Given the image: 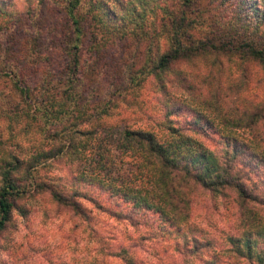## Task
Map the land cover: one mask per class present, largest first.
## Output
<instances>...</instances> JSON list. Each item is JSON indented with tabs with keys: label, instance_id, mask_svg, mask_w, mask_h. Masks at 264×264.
<instances>
[{
	"label": "trees",
	"instance_id": "1",
	"mask_svg": "<svg viewBox=\"0 0 264 264\" xmlns=\"http://www.w3.org/2000/svg\"><path fill=\"white\" fill-rule=\"evenodd\" d=\"M103 1L110 18L118 17V24L109 25L111 28L105 33L98 26L103 22L99 14L91 10L90 25L94 21L97 27L92 35L94 39L88 44L84 42L87 23L79 13L83 0L66 1L62 10L65 24L60 26L65 32L53 36L57 47L55 56L51 53L49 58L55 64L53 67L32 64L40 55L31 48L24 53L8 48L7 60L4 44L0 42V64L10 77L12 95L20 97L27 111L33 105L43 124L60 131L59 137L50 138L64 142L66 151H79L87 142L88 153L89 149L93 152V144L101 135V128H105L99 122L107 114L105 105L115 95L111 86L117 83L106 81L101 86L80 83L87 72L106 77L109 73L108 77L122 76V80L125 76L135 79L128 65L150 64L144 75L152 78L159 91L167 93L170 86L177 87L176 100L184 95L194 98L197 94L196 111L205 110L198 112L193 122L204 119L210 127L217 121L222 129L220 143L210 148L200 137L206 131L189 128V132L173 119L183 108L179 106L183 103H176L172 104L174 108L166 106L162 120L154 122L158 129L126 127L119 132L120 141L135 163H139V175L135 177L139 185H118L88 169V182L106 189L112 197L130 202L133 213L145 209L159 214L168 227L161 229L163 235L156 233L151 224L134 218L133 213L114 210L93 195L87 194L88 202L101 213L125 221L137 235L130 248L121 244L117 254L126 264H136L131 248L160 237L167 242L166 236L175 228L183 232L181 239L174 243L175 260L168 264H189L190 257L204 247L216 249L206 261L209 264L215 263L222 254L228 255L225 264H264V247H258L259 240L264 243V170L260 171L264 168V97L262 101L240 97L257 73L254 68L247 69L249 64L257 63L264 73V0H235L234 3L217 0L226 9L219 11L212 5L213 0L206 3L204 0H154V21L135 10L140 0L132 5V14L122 9L123 14H118L107 0ZM90 5L98 4L90 2ZM11 35L19 39L16 32ZM13 60L25 61L26 65L13 64ZM187 65L194 68L202 65L205 71L196 75ZM193 75L198 82L192 79ZM57 77L66 79L65 83L55 84ZM260 81L264 83V74L256 83ZM184 106L188 108L185 103ZM82 122L88 128H81ZM75 137H87V140ZM62 152L63 146L56 152L41 151L33 159L32 155L21 159L12 153L1 159L0 233L10 221L16 197L30 191L35 184L31 170L36 167L34 158L54 159ZM39 187L47 189L57 203L65 204L66 197L51 184L45 182ZM201 195L233 199L237 233L228 237L227 246L222 249L218 250L216 243L205 236L203 228L191 223ZM78 204V200H73L71 205L77 209Z\"/></svg>",
	"mask_w": 264,
	"mask_h": 264
},
{
	"label": "rangeland",
	"instance_id": "2",
	"mask_svg": "<svg viewBox=\"0 0 264 264\" xmlns=\"http://www.w3.org/2000/svg\"><path fill=\"white\" fill-rule=\"evenodd\" d=\"M66 1L0 0V42L4 44L3 54L6 59L9 60L8 48L17 52L22 50L23 53L31 48L30 50L33 49L36 54L40 55L32 64L53 67L55 64H52L49 59L52 57L51 53L55 56L57 48L53 36L58 32H65L64 28H60V26L65 24L62 10ZM107 1L118 14H123L121 13L123 11L132 14V5L139 3V0ZM153 1L140 0L141 4L139 7L137 5L135 10L138 13H143L147 19L153 20L156 17L153 13L156 12ZM207 1L204 0L205 3ZM234 1L231 0L232 3ZM90 2L92 4L97 2L98 5L89 7ZM212 5L216 6L218 11L225 8L223 5L220 6L217 0H213ZM106 7H104L103 0H83L79 13L87 23L85 44L94 39L92 35L95 34V27H97L94 21L90 25L91 20L88 17L91 16V10L99 14L103 22L98 26L104 32L107 28H111L109 25L118 24V17L110 18L111 14L108 15ZM230 8L232 11L234 10L233 7L230 6ZM255 19L259 20L258 17ZM14 32L18 36V40L11 35ZM13 62V64L26 65L25 61L13 60ZM256 64L252 62L247 67L249 70L254 68L257 73L254 79L249 82L248 88L240 93L242 99L254 97L253 99L256 101H262L264 97V83L262 81L256 83L264 73ZM108 65L104 64V66ZM145 65V67L143 65L142 67L141 65L140 67L139 65H128L132 67L135 79L132 76H125V79L122 80V76L108 77L109 73L106 74V77L104 74L98 76L96 73L87 72L84 81L80 82L91 86H101L107 84L106 81L109 84L117 83L115 86H111L115 95L105 105L107 114L103 115L100 122L98 121L105 128H101V135L93 144L95 150L93 149L92 152L89 149L88 153L90 151L92 153L90 152L87 156V142L82 144L85 146L79 151H74L75 149L66 151L67 147H64V142H61L63 144L60 146L61 143L50 138L59 137L60 131L53 129L50 124H43L37 117L33 105L27 111L20 97L12 95L10 77L7 76L8 72L2 69L0 64V163L2 158L9 153L18 155L21 159H27L32 155L31 159H33V156H37L41 151L53 150L56 152V150H62L63 146V152L59 157L56 156L54 159H46L43 156H40L39 159L34 158L36 167H32L31 170L33 169L32 177L35 178V184L30 191L16 197L10 221L0 233V264H126L117 254L120 252L121 244L128 245V249L137 240V235L125 221L116 220L95 209L94 205L88 202L87 194L93 195L114 210L126 211L129 214L134 212V206L121 198L112 197L109 191L100 188L97 184L88 182V169L94 170L95 173H101L102 177L105 176L118 185L130 187L139 185L135 179L139 175V169H137L139 163H135L130 152L120 141L119 132L126 127L131 129L155 127L158 129L154 126V122L162 120L166 106L174 108L172 104L176 103H183L179 105L183 108L176 109L179 111H177L176 117H172L173 119L186 129L206 131V135L204 133V136L200 137L210 148L220 143L222 129L219 128L217 121L214 122L215 125L210 124V127L204 119L193 122L195 115L205 110L202 108L196 111L198 106L195 103H197L198 95L195 93L194 98L191 96L190 99L184 95L183 98L180 96L176 100L177 87L170 86L167 93L159 91L152 78L144 75L147 70L145 68L150 64ZM179 66L177 68H180ZM187 66L193 72H197L196 75L205 71L202 65H197L195 68L191 67L193 65ZM192 77L198 82L194 75ZM54 80V83L59 86L66 81V79L59 80L58 77ZM75 82L77 81L75 80ZM184 103L188 105V108L184 106ZM81 128H88V124L82 122ZM189 132H191L190 129ZM78 138L87 140V137H77L76 139ZM263 170V167L260 168V171ZM45 182L54 186L61 196L66 197L63 198L67 199L65 204L57 203L47 189L39 187ZM73 200H78L77 209L71 205ZM87 214L89 216L88 223ZM236 214L231 197L215 196L212 198L201 195L195 205L191 223L203 228L205 236L215 242L219 250L227 246L230 235L237 233ZM132 215L138 220L151 224L159 235H163L161 229L168 228L166 223L160 220L159 214L153 213V211L142 209L139 213ZM181 232L183 230H178V228L169 232L166 236L168 237L167 242L161 237L140 242L139 247L130 249L134 262L136 264H168L170 261L172 262L175 260L174 243L181 239ZM168 243H171L170 246L167 245ZM258 247H264L262 240H259ZM215 250L214 247L197 250L190 257L189 264H209L206 261L213 256ZM224 255L217 258L213 264H225L227 261L225 257L228 255ZM177 261L179 262L178 259Z\"/></svg>",
	"mask_w": 264,
	"mask_h": 264
}]
</instances>
